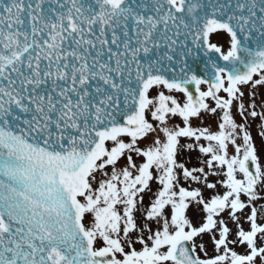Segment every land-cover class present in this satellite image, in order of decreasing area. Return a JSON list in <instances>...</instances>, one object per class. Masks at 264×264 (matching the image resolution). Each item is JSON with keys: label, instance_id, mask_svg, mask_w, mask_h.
Returning <instances> with one entry per match:
<instances>
[{"label": "snow or ice", "instance_id": "6c2138e0", "mask_svg": "<svg viewBox=\"0 0 264 264\" xmlns=\"http://www.w3.org/2000/svg\"><path fill=\"white\" fill-rule=\"evenodd\" d=\"M0 264H264V0H0Z\"/></svg>", "mask_w": 264, "mask_h": 264}]
</instances>
